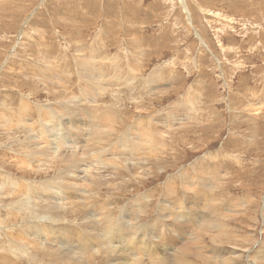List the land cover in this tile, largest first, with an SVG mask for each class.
Here are the masks:
<instances>
[{
	"label": "rangeland",
	"instance_id": "374dc122",
	"mask_svg": "<svg viewBox=\"0 0 264 264\" xmlns=\"http://www.w3.org/2000/svg\"><path fill=\"white\" fill-rule=\"evenodd\" d=\"M94 54L102 57L103 63L99 58L89 63L87 56L91 59ZM100 85L99 90L93 87ZM179 109L193 117L189 119ZM86 111L95 112L100 125L105 124L91 155L79 150L83 144L80 139L85 140L89 132V121L82 118ZM0 121V264H71L56 256L70 253L72 257L75 249L69 243L61 245L65 252H53V246L60 244L45 243L46 236L41 241L33 235L44 227L49 232V227L58 228V224L60 230L78 232L82 243L86 235L90 239L92 231L100 236V227L95 229L92 222L109 216L122 229L134 226L140 239L145 235L150 247L137 250L139 254L132 257L140 260L139 264L158 263L166 257L171 260L181 242L189 244L185 239L191 235L185 233L188 223L202 227L204 222L199 219L210 215V208L222 221L221 229L211 225L214 227L206 232L198 246L204 256L191 250L185 258L192 264H264V0H0ZM138 133L146 138L139 139L140 150L130 152L117 146L126 134L142 137ZM73 134L78 138L71 137ZM63 144L64 149L55 150ZM43 146L55 153L52 160H39L37 150ZM75 152L79 154L74 162L62 160ZM219 170L226 173L222 179L217 178V172L208 174ZM197 172L207 184L197 178ZM45 185L61 186L83 199H67L62 203L70 208L69 202H73L72 208L54 206L58 213L43 215L39 212L44 203L38 193L45 195ZM204 186L210 189L207 195ZM74 189L78 193L72 192ZM48 196V200L61 203L57 196ZM173 199L179 207L185 202L183 216L172 215L165 206ZM232 199L236 201L233 215L228 209ZM192 210L198 211L194 214ZM173 218L183 221L172 224ZM25 245L28 248L23 250ZM119 247L115 249H123ZM216 250L225 262L216 256ZM150 251L156 261H152ZM15 252L23 254L16 256ZM113 257L97 255L83 263L109 264ZM155 257L161 258L158 261Z\"/></svg>",
	"mask_w": 264,
	"mask_h": 264
},
{
	"label": "bare ground",
	"instance_id": "6f19581e",
	"mask_svg": "<svg viewBox=\"0 0 264 264\" xmlns=\"http://www.w3.org/2000/svg\"><path fill=\"white\" fill-rule=\"evenodd\" d=\"M187 12V11H186ZM188 13V12H187ZM190 18V17H189ZM198 36V35H197ZM202 43V42H201ZM89 57L90 56H87V59L89 60V63H91V61H93L92 59H97V58H99L98 60H103V58L102 57H98V56H95V54L91 57V59H89ZM111 57V56H110ZM85 58V57H84ZM112 58V57H111ZM87 60V61H88ZM46 61V60H45ZM84 61V60H83ZM45 63V62H44ZM102 63H103V61H102ZM60 64V63H59ZM93 64H95L94 62H93ZM92 64V65H93ZM84 65V64H83ZM65 66V65H64ZM47 67V66H46ZM52 67V66H51ZM133 67V66H132ZM41 68V67H40ZM98 68V67H97ZM99 69V68H98ZM60 70V69H59ZM63 70V69H62ZM83 70V69H82ZM105 70V69H104ZM130 70V69H129ZM81 72V71H80ZM57 73V72H56ZM59 73V72H58ZM82 73V72H81ZM80 73V74H81ZM116 73H118L117 71H116ZM69 74V73H68ZM79 74V75H80ZM85 74H87V72H85ZM89 74V73H88ZM78 75V76H79ZM52 76V75H51ZM80 76H82V75H80ZM89 76V75H88ZM93 76V75H92ZM95 76V75H94ZM106 76V75H105ZM110 76H112V75H110ZM56 77H58V74H57V76ZM83 77V76H82ZM102 76H100V78H101ZM53 77H50V79H52ZM61 78H63V76L61 77ZM61 78H59V81H60V79ZM65 78V77H64ZM63 78V79H64ZM84 78V77H83ZM47 79V78H46ZM49 79V80H50ZM48 80V81H49ZM65 80V79H64ZM73 80V79H72ZM88 80V79H87ZM65 81H67V80H65ZM58 82V81H57ZM61 82H63V81H61ZM61 82H59L60 84H61ZM90 82V81H89ZM48 83V82H47ZM50 83H51V80H50ZM55 83V82H54ZM68 83V82H67ZM85 83V82H84ZM91 83V82H90ZM88 84V83H87ZM120 84V83H119ZM55 85V84H54ZM62 85H65V84H62ZM89 85H91V84H89ZM92 86V85H91ZM107 86V85H106ZM134 86H136V85H134ZM67 87V86H66ZM88 87V86H87ZM94 87V89H97V90H99V89H101V87H102V85H100V86H93ZM57 88V87H56ZM81 89H82V87H80ZM69 89H71V88H69ZM84 89V88H83ZM138 89V88H137ZM65 90H67L68 91V89H65ZM73 90V89H72ZM58 91H60V90H58ZM79 92H80V90H78ZM89 91V90H88ZM51 92V91H50ZM66 92V91H65ZM86 92V91H85ZM84 93V92H83ZM87 93V92H86ZM65 94V93H64ZM70 94H72V93H70ZM74 94V93H73ZM80 94H81V92H80ZM79 94V95H80ZM90 94H92L93 95V92L92 93H90ZM79 95H78V97H79ZM83 95V94H82ZM65 96H66V94H65ZM64 96V97H65ZM68 96H70V95H68ZM74 96V95H73ZM83 96H85V95H83ZM64 97H62V98H64ZM75 97V96H74ZM82 97V96H81ZM80 97V98H81ZM112 97V96H111ZM66 98V97H65ZM72 98V97H71ZM114 98V97H113ZM78 100H79V98H77ZM81 99H83V97L81 98ZM91 99H92V97H91ZM61 100H63V99H61ZM20 101V100H19ZM65 101V100H64ZM68 101V100H67ZM81 101V100H80ZM82 101H84V100H82ZM87 101V100H86ZM63 102V101H62ZM71 102V101H70ZM67 103V102H66ZM74 103H75V101H74ZM78 103V102H77ZM80 103V102H79ZM86 103V102H85ZM84 104V103H83ZM63 105V104H62ZM70 105V104H69ZM69 105H68V107H69ZM75 105V104H74ZM78 105V104H77ZM65 106V105H64ZM79 106V105H78ZM87 106V105H86ZM90 106V105H89ZM94 106V105H93ZM66 107V106H65ZM92 107V106H91ZM172 107V106H171ZM180 107H183V106H180ZM17 109V108H16ZM194 109V108H193ZM79 110V109H78ZM167 110V109H166ZM170 110V109H169ZM180 110V109H179ZM179 110H177L178 112H179ZM28 111V110H27ZM97 111V110H96ZM165 111V110H164ZM12 112V111H11ZM11 112H9V113H11ZM20 112V111H19ZM70 112L72 113V111L70 110ZM87 112V111H86ZM167 112V111H166ZM169 112H171V111H169ZM169 112L167 113V114H169ZM180 112H186V111H184V110H180ZM194 112V111H193ZM163 113H165V112H163ZM187 113V115L189 116V119H191L192 117H190L191 115H192V113H190V112H186ZM162 114V113H161ZM176 114V113H175ZM175 114L172 112V113H170V115H174L175 116ZM5 115V114H4ZM18 115V114H17ZM22 115V114H21ZM65 115H67V114H65ZM82 115V113L80 114V116ZM94 115H95V112H94ZM93 115V113H90V112H87L86 114H85V117H83L82 116V118H85L86 119V121H89L87 124H88V126H89V132H88V135H86V137H85V140H82V139H80L81 141H82V146H81V148L79 149L80 150V152L83 154V155H86V154H89L90 152H91V149H93L92 148V146L94 145V143L97 141V140H99L100 139V137L102 136V133H104V129L105 128H103V127H105V126H103V124H101L100 125V123H102V122H98L97 120H96V115L94 116ZM101 115V114H100ZM18 116H20V114L18 115ZM24 116H26V113H25V115ZM61 116V115H60ZM76 116V115H75ZM77 116H79V114L77 115ZM101 116H103V114L101 115ZM129 116V115H128ZM164 116H166V115H164ZM21 117V116H20ZM51 117V116H50ZM161 117V116H160ZM167 117V116H166ZM173 117V116H172ZM10 118V117H9ZM22 118V117H21ZM20 118V119H21ZM24 118V117H23ZM28 118V117H27ZM49 118V117H48ZM53 118V117H52ZM75 117H73V119H74ZM102 118V117H101ZM153 118V117H152ZM159 118V117H158ZM81 119V118H80ZM98 119V118H97ZM161 119H163V118H161ZM160 119V120H161ZM167 119V118H166ZM166 119H163V121H166ZM182 119V118H181ZM186 119V118H185ZM4 120V119H3ZM23 119H21V121H22ZM50 120V119H49ZM68 120V119H67ZM71 120V119H70ZM99 120V119H98ZM102 120V119H101ZM159 120V119H158ZM170 120H171V118H170ZM179 120V119H178ZM16 121H17V119H16ZM24 121V120H23ZM69 121V120H68ZM76 121V120H75ZM82 121V120H81ZM86 121H84V122H86ZM103 121V120H102ZM106 121V120H105ZM104 121V122H105ZM163 121H160L161 123L163 122ZM168 121V120H167ZM172 121V120H171ZM177 121V120H176ZM1 122V121H0ZM5 122H8V121H5ZM10 122V121H9ZM31 122V121H30ZM45 122V121H44ZM76 122H79L78 120L76 121ZM113 122V121H112ZM120 122V121H119ZM137 122H138V120H137ZM157 122H159V121H157ZM170 122V121H169ZM173 122H175V121H173ZM179 122V121H178ZM188 122V121H187ZM56 123V122H55ZM70 123V122H69ZM10 124V123H9ZM36 124V123H35ZM34 124V125H35ZM45 124V123H44ZM48 124H49V122H48ZM51 124H52V122L49 124L50 126H51ZM152 124V123H151ZM166 124V123H165ZM169 124H171V123H169ZM176 124V123H175ZM174 124V125H175ZM5 125H6V123H5ZM14 125V124H13ZM38 125V124H37ZM47 125V124H46ZM55 125V124H54ZM62 125V124H61ZM68 125V124H67ZM77 125V124H76ZM83 125V124H82ZM81 125V126H82ZM105 125V124H104ZM159 125V124H158ZM161 125V124H160ZM172 125H173V123H172ZM177 125V124H176ZM7 126V125H6ZM48 126V125H47ZM69 126V125H68ZM78 126V125H77ZM114 126H115V124L113 125V128H114ZM119 126V125H118ZM162 126V125H161ZM168 127L170 126V125H167ZM14 127V126H13ZM56 127V126H55ZM78 127H80V126H78ZM136 127V126H135ZM157 127V126H156ZM163 127H165V129L167 128L166 126H163ZM58 128V127H57ZM60 128H63V127H60ZM67 128V127H66ZM85 128H87V127H85ZM84 128V129H85ZM30 129V128H29ZM32 129V128H31ZM52 129H53V127H52ZM51 129V130H52ZM59 129V128H58ZM109 129H111V128H109ZM109 129L107 130V132L109 131ZM118 129V128H117ZM116 129V130H117ZM121 129H123V127L121 128ZM148 129V128H147ZM146 129V130H147ZM163 130H164V128H162ZM169 129H170V127H169ZM54 130H56V129H54ZM53 130V131H54ZM70 130V129H69ZM75 130H76V128H75ZM82 130V129H81ZM87 130V129H86ZM137 130H138V132H140L139 130L140 129H136V133H137ZM142 130V129H141ZM144 130V129H143ZM150 130V129H149ZM158 130V129H157ZM168 130V129H167ZM170 130H172V129H170ZM39 131V130H38ZM60 131V130H59ZM85 131V130H84ZM113 131V130H112ZM114 131H115V129H114ZM118 131H120V130H118ZM134 131V130H133ZM132 131V132H133ZM148 131V130H147ZM151 131V130H150ZM159 131V130H158ZM161 131V130H160ZM54 132H56L57 133V131H54ZM66 132V131H65ZM79 132V131H78ZM131 132V131H130ZM132 132H131V134H132ZM144 132V131H143ZM63 133V132H62ZM68 133V132H67ZM74 133H76L75 131H74ZM113 133V132H112ZM120 133V132H119ZM134 133V132H133ZM44 134V133H43ZM45 134L46 135H49V134H51L49 131L48 132H46L45 131ZM70 134V133H69ZM69 134H68V136H69ZM76 134H80V133H76ZM84 134V133H83ZM82 134V135H83ZM87 134V133H86ZM110 134V133H109ZM130 134V135H131ZM135 134V133H134ZM153 134V133H152ZM158 134V133H157ZM164 134V133H163ZM80 136V138L81 137H83V136ZM130 135H128V134H126L124 137H123V139H121L119 142L118 141H116V142H118V144H117V146L118 147H122V148H124L125 150H128V151H130V152H134V151H138V150H140V148H139V145H140V138L142 139V140H146V138L144 137V136H142V135H140L139 133H138V135H140V136H142V137H137V136H135V137H133L132 135V137L131 138H129V136ZM144 135V134H143ZM168 135V134H167ZM85 136V135H84ZM105 136V135H104ZM164 136H166V135H164ZM171 136V135H170ZM45 137V136H44ZM64 137H66V136H64ZM71 137H73V138H78V135H72ZM110 137V136H109ZM160 137H161V133H160ZM107 138V137H106ZM111 138V137H110ZM29 139V138H28ZM35 139V138H34ZM42 139V138H41ZM72 139V138H71ZM70 139V140H71ZM108 139V138H107ZM136 139H138V141H136ZM155 139H156V137H155ZM164 139V138H163ZM168 139V138H167ZM61 140V139H60ZM69 140V139H68ZM67 140V141H68ZM152 140V139H151ZM52 141V140H51ZM58 141V140H57ZM149 141V140H148ZM159 141V140H158ZM48 142H49V140H48ZM54 142V141H53ZM72 143H73V140L71 141ZM70 142V143H71ZM101 142V141H100ZM164 142V141H163ZM50 143H52V142H50ZM69 143V144H70ZM71 143V144H72ZM76 143V142H75ZM141 143H143V142H141ZM145 143H147V142H145ZM145 143H143V144H145ZM149 143H150V141H149ZM154 143V142H153ZM167 143V142H166ZM55 144V143H54ZM68 144V143H67ZM98 144V143H97ZM102 144V143H101ZM104 145H105V143H103ZM116 144V143H115ZM66 144H63L62 146L63 147H60L59 145H56V148H55V150H58V148L60 149V148H62V149H64ZM76 145V144H75ZM153 145V144H152ZM155 145V144H154ZM159 145H160V143H159ZM158 144H157V146H159ZM48 146H50V145H48ZM74 146V145H73ZM98 146H100V145H98ZM149 146V145H148ZM2 147V146H1ZM68 147V146H67ZM72 147V146H71ZM151 147V146H150ZM153 147V146H152ZM160 147V146H159ZM50 148V147H49ZM48 147L47 148H45L44 146H43V148L41 147V149H39V150H37V154H38V156H39V160L41 159V160H45V161H48V160H52V158L50 159V157L51 156H53V154H55V153H51V149H49ZM53 148V147H52ZM145 148V147H144ZM100 149V148H99ZM116 149H118V148H116ZM124 149H122V150H124ZM147 149V148H146ZM149 149V148H148ZM49 150H51V151H49ZM89 152H88V151ZM112 150V149H111ZM124 150V151H125ZM127 151V152H128ZM15 152V151H14ZM66 152V151H65ZM97 152V151H96ZM102 152V151H101ZM29 153V152H28ZM64 153V152H63ZM93 153V152H92ZM103 153H105V152H103ZM116 153H117V151H116ZM124 153V152H123ZM68 154V153H67ZM76 154H79V153H77V152H75V153H70V154H68L67 156H65L62 160L64 161V162H66L67 164H69V163H72V162H74L75 161V159H76ZM98 154V153H97ZM107 154V153H106ZM127 154V153H126ZM34 155V154H33ZM33 155H32V157H33ZM90 155H91V153H90ZM101 155V154H100ZM140 155V154H139ZM58 156V155H57ZM79 156V155H78ZM120 156V155H119ZM123 156V155H122ZM42 157V158H41ZM53 157H55V156H53ZM92 157V156H91ZM125 157V156H124ZM96 158H98V157H96ZM95 158V159H96ZM123 158V157H122ZM130 158V157H129ZM91 159V158H90ZM93 160L92 161H94V158H92ZM110 159V158H109ZM26 160V159H25ZM40 160V161H41ZM107 160V159H106ZM126 160V159H125ZM61 161V160H60ZM91 161V162H92ZM123 161V160H122ZM22 162V161H21ZM59 162V161H58ZM98 162V161H97ZM100 162V161H99ZM108 163H109V161H107ZM126 162V161H125ZM216 162H218V161H216ZM24 164H25V162H23ZM61 163V162H60ZM79 163V162H78ZM96 163V162H95ZM113 163V162H112ZM123 164H124V162H122ZM121 163V164H122ZM136 163V162H135ZM220 163V162H219ZM83 164V163H82ZM88 164H90V163H88ZM97 164V163H96ZM127 164V163H126ZM59 165V164H58ZM92 165V164H91ZM105 165V164H104ZM107 165H109V164H107ZM112 165V164H111ZM115 165V164H114ZM206 165H209V164H206ZM222 165V164H221ZM211 166V165H210ZM61 167H64V166H61ZM66 167V166H65ZM68 167V166H67ZM70 167V166H69ZM85 167V166H84ZM98 167V166H97ZM105 167V166H104ZM115 167V166H114ZM138 167V166H137ZM49 168H51V167H49ZM88 168V167H87ZM207 168V167H206ZM88 169H90V167L88 168ZM109 169V168H108ZM115 169V168H114ZM234 169V168H233ZM241 169V168H240ZM64 170V169H63ZM63 170H60V172L61 171H63ZM84 170V169H83ZM86 170V169H85ZM203 170V169H202ZM201 170V171H202ZM214 170H216V169H214ZM226 170V169H225ZM224 171V170H223ZM239 170H237L236 172H238ZM242 171H243V169H242ZM64 172V171H63ZM70 172V171H69ZM81 172H84V171H81ZM86 172V171H85ZM218 173V175H217V178L219 177V179H222V176H225V174L226 173H221V170H219V171H211V173H208V174H217ZM232 172V171H231ZM233 172H235V171H233ZM246 172V171H245ZM245 172H242V173H245ZM58 173H59V171H58ZM76 174V173H75ZM110 174V173H109ZM197 174L199 175V177H197L198 179L200 178L202 181H203V179L204 178H202V175L201 174H199L198 172H197ZM240 174V173H239ZM59 175V174H58ZM61 175H63V174H61ZM83 175V174H82ZM111 175V174H110ZM195 175V174H194ZM234 175V174H233ZM247 175V174H246ZM45 176V175H44ZM74 176V175H73ZM76 176V175H75ZM86 176V175H85ZM115 176V175H114ZM185 176V175H184ZM206 176V175H205ZM227 176H228V174H227ZM243 176V175H242ZM8 177V176H7ZM59 177V176H58ZM83 177V176H82ZM204 177V176H203ZM207 177V176H206ZM208 177H210V176H208ZM214 177V176H213ZM221 177V178H220ZM229 177H230V174H229ZM216 178V179H217ZM224 178V177H223ZM232 178V177H231ZM234 178V177H233ZM243 178H245V177H243ZM64 179V178H63ZM67 179H69V178H67ZM78 179H80V178H78ZM108 179V178H107ZM110 179V178H109ZM115 179H116V177H115ZM185 179V178H184ZM189 179H191V178H189ZM228 178H225V180H227ZM241 179V178H240ZM246 179V178H245ZM65 180V179H64ZM114 180V179H113ZM186 180H187V177H186ZM211 180V179H210ZM214 180V179H213ZM67 181H70V180H67ZM93 181V180H92ZM95 181V180H94ZM107 181V180H106ZM205 181V180H204ZM203 181V182H204ZM209 181V180H208ZM215 181V180H214ZM238 181H240V180H238ZM246 181H247V179H246ZM22 182V181H21ZM98 182V181H97ZM183 182V181H182ZM190 182V181H189ZM196 182V181H195ZM242 182V181H241ZM244 182V181H243ZM74 184H76V182H73ZM83 183V182H82ZM99 183V182H98ZM110 183V182H109ZM205 183H206V181H205ZM210 183V182H209ZM217 183V182H216ZM88 184V183H87ZM185 184H187V183H185ZM200 184V183H199ZM207 184V183H206ZM213 184H214V182H213ZM220 184V183H219ZM225 184V183H224ZM227 184V183H226ZM240 184V183H239ZM2 185H4V184H2ZM84 185V184H83ZM217 185V184H216ZM228 185V184H227ZM27 186V185H26ZM46 187H43L42 189H43V191H45L46 193H45V195H42V194H40V192L38 193L39 195H40V197H41V201L40 202H42V203H44V205H43V210H37L39 213H42L43 215H49V217H50V215H52V213H54V212H59V211H57V210H55V207L54 206H58V207H64V208H68V209H70V208H72V203L71 202H69L71 205H69L70 206V208L68 207V204L67 205H65V204H63L62 202L63 201H65V200H67V199H72V200H75V199H78L79 197H81V195L79 194H77V195H71V193H68L69 191H67V192H65V190L66 189H63V187L62 188H60L61 186H53V185H45ZM71 186V185H70ZM74 186V185H73ZM102 186V185H101ZM201 186V185H200ZM222 186V185H221ZM224 186V185H223ZM223 186H222V188H223ZM229 186V185H228ZM245 186V185H244ZM247 186V185H246ZM5 187V186H4ZM3 187V188H4ZM53 187H56V188H58L57 189V192H52L51 191V189H53ZM75 187V186H74ZM97 187V186H96ZM99 187V186H98ZM105 187V186H104ZM120 187V186H119ZM189 187V186H188ZM202 187H203V185H202ZM205 187V186H204ZM248 187V186H247ZM77 188V187H76ZM0 189H1V187H0ZM5 189H7L6 187H5ZM70 189V188H69ZM85 189H87V188H85ZM123 189H124V187H123ZM200 189H202L203 190V188H200ZM205 190V194L207 193V192H209V190L210 189H206V187L204 188ZM3 191H4V189H2ZM80 190V189H79ZM84 190V189H83ZM99 190V189H98ZM221 190V189H220ZM219 190V191H220ZM222 190H224V189H222ZM9 191V190H8ZM176 191V190H175ZM200 191V193L201 192H203V191H201V190H199ZM4 192H6V191H4ZM72 192H74V193H78V189L76 190V189H74V191H72ZM84 192V191H83ZM85 192H86V190H85ZM84 192V193H85ZM3 193V192H2ZM8 193V192H7ZM10 193V192H9ZM83 193V194H84ZM210 193V192H209ZM208 193V194H209ZM6 194V193H5ZM11 194H12V192H11ZM82 194V193H81ZM86 194V193H85ZM212 194V193H211ZM210 194V195H211ZM217 194V193H216ZM219 194V193H218ZM48 195H52V197H54V196H57L58 198L57 199H60L59 201H61V203H55V202H53L52 201V199H50V200H48L49 199V196ZM203 195V194H202ZM207 195V194H206ZM206 195H204V196H206ZM83 196V195H82ZM90 196V195H89ZM96 196H98V195H96ZM166 196V195H165ZM165 196H164V198H165ZM200 196V195H199ZM70 197H73V198H70ZM92 197H93V195H92ZM160 197V196H159ZM239 197V196H238ZM27 198V197H26ZM82 198V197H81ZM94 198V200L96 199L95 197H93ZM195 198V197H194ZM204 198H206V197H204ZM211 198V197H210ZM212 198H213V196H212ZM210 199V201L211 200H213V199ZM242 198V197H241ZM241 198H239V199H241ZM248 198V197H247ZM251 198V197H250ZM249 198V199H250ZM83 199V198H82ZM235 199V198H234ZM238 199V198H237ZM236 199V200H237ZM244 199V198H243ZM84 200H86V198H84ZM199 200H200V198H199ZM203 200H205V199H203ZM233 200V199H232ZM255 200V199H254ZM253 200V201H254ZM39 201V200H38ZM58 201V200H57ZM58 201V202H59ZM96 201H97V199H96ZM165 201V200H164ZM197 201V200H196ZM206 201V200H205ZM207 201H208V197H207ZM234 201V200H233ZM240 201V200H239ZM238 201V202H239ZM250 201V200H249ZM252 200H251V203L253 202ZM256 201V200H255ZM21 202V201H20ZM36 202V201H35ZM79 202V201H78ZM84 202V201H83ZM86 202V201H85ZM173 202V203H172ZM189 202V201H188ZM200 202V201H199ZM65 203V202H64ZM77 203V202H76ZM87 203V202H86ZM94 203V202H93ZM185 203V202H184ZM184 203L182 202V207H184V208H182V207H179L178 206V201H177V199H173V201L171 200V202H168V203H165V206H169L168 208H170L171 210V214L172 215H175V216H177L178 214H180L181 216H183L182 215V213L184 212V210H186V208H185V205H184ZM192 203V202H191ZM204 202H202V204H203ZM210 203V202H209ZM211 203H214V202H211ZM210 203V204H211ZM242 203V202H241ZM249 203V202H248ZM247 203V204H248ZM28 204V203H27ZM40 204V203H39ZM85 204V203H84ZM95 204V203H94ZM188 204H190V203H188ZM207 204V203H206ZM216 204V202L214 203V204H212L211 206H214ZM229 204H230V202H229ZM239 204V203H238ZM15 205V204H14ZM24 205V204H23ZM93 205V204H92ZM163 205V204H162ZM232 207L231 206H229V211H230V214L231 215H233V214H235L234 212H232V209H234L235 207H236V201H234V202H232ZM249 205V204H248ZM252 205H253V203H252ZM251 205V206H252ZM256 205V204H255ZM20 206V205H19ZM27 206V205H26ZM25 206V207H26ZM29 206V205H28ZM74 206H76V204H74ZM78 206V205H77ZM94 206V205H93ZM105 206V205H104ZM190 206V205H189ZM188 206V208L189 209H191V207H189ZM216 206H218V205H216ZM250 206V205H249ZM248 206V207H249ZM263 206H264V204H263ZM34 207V206H33ZM193 207V206H192ZM203 207H205L204 206V204H203ZM238 207V206H237ZM21 209L20 210H22L23 209V207H20ZM28 208V207H27ZM31 208V207H30ZM36 208H37V206H36ZM88 208H89V206H88ZM87 208V209H88ZM102 208H103V206H102ZM218 208V207H217ZM220 208V207H219ZM19 209V208H18ZM26 209V208H25ZM41 209V208H40ZM60 209V208H59ZM87 209H85V210H87ZM91 209V208H90ZM135 209V208H134ZM195 209V208H194ZM198 209V208H197ZM200 209V208H199ZM198 209V210H199ZM211 210H210V212L208 213V214H210V215H207V217L206 216H204V215H202L201 216V218L199 219V221L201 220L202 221V223L204 222V224H203V226L202 227H200L201 225H198V224H192V223H190V225H189V223H188V228L187 229H185L186 230V232L185 233H189V234H191V235H189L190 237H189V239H188V237H186L185 239H186V241H188L189 240V244L188 245H186V243L187 242H184V243H182L181 242V244H180V246H178L177 247V249L178 250H175V251H177V252H175V254L173 255V257H171L170 259L171 260H169L167 257L166 258H163V259H160V258H156L157 260L158 259H160V261L158 262V263H155L154 262V264H192V263H190L185 257H186V254H189V253H187V252H189V251H191V250H194V251H191V252H196V251H198L199 253H197V254H201V252H200V250L198 249V246H199V244H200V242L203 240V238L205 237V235L207 234L208 235V233H206V232H208L212 227H216V229L218 228V229H221V226H222V221L220 222L219 220H218V217H217V214L216 213H212L213 212V209L212 208H210ZM223 209V208H222ZM238 209H240L239 207H238ZM3 210V209H2ZM73 210H74V208H73ZM72 210V211H73ZM78 210V209H77ZM128 210V209H127ZM162 210V209H161ZM167 210V209H166ZM174 210H177L176 212L174 211ZM198 210H196V211H198ZM203 210V209H202ZM220 210V209H219ZM235 210V209H234ZM249 210V209H248ZM251 210V209H250ZM253 210V209H252ZM251 210V211H252ZM24 211V210H23ZM35 211V210H34ZM60 211H62L63 212V210H60ZM76 211V210H75ZM82 211V210H81ZM84 211V210H83ZM82 211V212H83ZM88 211V210H87ZM103 211V210H102ZM193 211V210H192ZM195 211V212H196ZM223 211V210H222ZM18 212V211H17ZM36 212V211H35ZM78 212V211H77ZM90 212V211H89ZM128 212H130V211H128ZM136 212H137V210H136ZM188 212V211H187ZM194 212V211H193ZM192 212V213H193ZM194 212V214H196ZM238 212V211H237ZM248 212H250V211H248ZM91 213V212H90ZM165 213V212H164ZM169 213V212H168ZM167 213V215H166V217H168V215L170 214H168ZM190 213V212H189ZM220 213H222L221 211H220ZM227 213V212H226ZM242 213V212H241ZM244 213H246V212H244ZM125 214H126V212H125ZM131 214V213H130ZM136 213H135V211L133 210V212H132V215L130 216V220H132V225H133V223L135 222V219H134V216L133 215H135ZM137 214H138V212H137ZM200 214V213H199ZM229 214V213H228ZM262 214H263V217H264V210L262 211ZM34 215V214H33ZM65 215V214H64ZM139 215V214H138ZM141 215V214H140ZM226 215V214H225ZM225 215H223V216H225ZM9 216V215H8ZM80 216V215H79ZM174 216V217H175ZM186 216H187V214H186ZM193 216V215H192ZM32 217V216H31ZM35 217V216H34ZM36 217H38V216H36ZM35 217V218H36ZM48 217V218H49ZM61 217V216H60ZM139 217V216H138ZM163 217V216H162ZM165 216H164V218H166ZM170 217V216H169ZM173 217V216H172ZM178 217H179V215H178ZM229 217H232V216H229ZM79 218V217H78ZM88 218H90L91 220H93L92 219V217H88ZM161 218V217H160ZM194 218H195V216H194ZM197 218V217H196ZM15 219V218H14ZM33 219V218H32ZM37 219V218H36ZM35 219V220H36ZM61 219V218H60ZM62 219H63V217H62ZM89 219V220H90ZM115 219V218H114ZM117 219V218H116ZM162 219V218H161ZM169 219V218H168ZM219 219H221V218H219ZM244 219H246V217H244ZM249 219V218H248ZM253 219V218H252ZM1 220V219H0ZM30 220V219H29ZM46 220V219H45ZM136 220H138V219H136ZM170 220V219H169ZM185 220H186V218H185ZM185 220H184V223H185ZM238 220V219H237ZM250 220V219H249ZM31 221V220H30ZM37 221V220H36ZM57 221V220H56ZM63 221V220H62ZM66 221V220H65ZM73 221V220H72ZM125 221V220H124ZM179 221H183V218H182V220H179ZM178 221V219L177 218H173V223L172 224H176V223H178L179 222ZM187 221V220H186ZM189 221V220H188ZM198 221V222H199ZM2 222V221H1ZM39 222V221H38ZM52 222V221H51ZM59 222V221H58ZM100 221H94V222H92V223H94L96 226H94V228L95 227H100L99 229H100V231H101V235L100 236H98V235H96V233L94 232V231H92V233H91V237H90V239L89 238H87V235H86V238H85V240L83 239V241H82V243H80V238H78L76 235H78L77 233H75V231H70L69 230V228L67 229V231L66 230H60L59 228V225L58 224H56L55 226H58V228H56V227H53V226H51V227H49L48 228V230H51V231H49V232H46L45 230L47 229L46 227H44L43 229H42V231L40 230L39 231V234H38V232L37 233H35L34 234V231L33 232H31L32 234H34L33 236L34 237H41L40 238V240L42 241V239H43V236H46L47 237V239L46 240H44V242L46 243H48V242H50V241H52V243H54V244H60L59 246H53V247H55V249L53 250V252H55V251H57V252H65L64 251V249H63V247L61 246L62 244H64V243H69V245L71 246V247H73L74 249H75V251L73 250V254H75V252H77V255H76V257H74L75 258V260H72L71 258L73 257V254H72V257H71V255H70V253H64V254H62V256L61 255H57L56 254V256H57V258H58V260L59 261H63L64 263H67V262H71V264H85V263H83L84 262V260H89V259H94L95 260V258L97 257V255H102V256H111L112 254L115 256V257H113L111 260H112V262L111 263H109V264H114V261H118L119 263H122V264H139V263H141L140 262V260L138 261V260H136L135 259V257L134 258H132L134 255L135 256H137L139 253V251L137 252V250H143V248H146V247H150V245H149V243H147L148 241H145L143 238L145 237V235H144V237L143 238H139V235L140 234H138V235H136L135 234V231H134V229H135V227L134 226H131L129 229L125 226V228H121L120 226H119V224H115V221L113 222V220H112V218L109 216V218L107 219V220H105V221H101L100 223H99ZM110 224H109V223ZM126 222V221H125ZM130 222V221H129ZM137 222V221H136ZM159 222H160V219H159ZM162 222V221H161ZM225 222V221H224ZM229 222V221H228ZM232 222V221H231ZM235 222V221H234ZM239 222V221H238ZM251 222V221H250ZM257 222V221H256ZM83 223V222H82ZM85 223V222H84ZM88 223V222H87ZM90 223V225H91V221L89 222ZM98 223V224H97ZM117 223V222H116ZM141 223V222H140ZM150 223V222H149ZM39 224V223H38ZM42 224V223H41ZM79 224V223H78ZM125 224V223H124ZM192 224V225H191ZM200 224V223H199ZM208 224H210V226L211 225H214V226H211V227H208ZM47 225V224H46ZM73 225V224H72ZM115 225V226H114ZM126 225V224H125ZM136 225V224H135ZM159 225H161V224H159ZM166 225V224H165ZM181 225H185V224H181ZM180 225V226H181ZM195 225V226H194ZM223 225H226V224H223ZM147 226H149V224L147 225ZM178 226V225H177ZM186 226H187V224H186ZM229 226V225H228ZM43 227V226H42ZM62 227V226H61ZM150 227V226H149ZM173 227H175V226H173ZM182 227V226H181ZM225 227V226H224ZM223 227V228H224ZM80 228H82V227H80ZM138 228V227H137ZM166 228V227H165ZM168 228V227H167ZM166 228V229H167ZM177 228V227H176ZM184 228V227H183ZM186 228V227H185ZM230 228V227H229ZM66 229V228H65ZM70 229H71V227H70ZM95 229H97V228H95ZM169 229V228H168ZM209 229V230H208ZM227 228H225V230H226ZM231 229V228H230ZM29 230V229H28ZM30 230H32V229H30ZM76 230H77V226H76ZM79 230V229H78ZM172 229H170V231H171ZM183 229L181 228V231H182ZM184 230V231H185ZM229 230V229H228ZM232 230V229H231ZM4 231V230H3ZM168 231V230H167ZM172 231H174V229L172 230ZM219 231V230H218ZM66 232H67V234H66ZM81 232V231H80ZM139 232V231H138ZM150 232V231H149ZM183 232V231H182ZM210 232V231H209ZM228 232V231H227ZM230 232V231H229ZM83 233V232H82ZM85 233V232H84ZM100 233V232H99ZM141 233V232H140ZM152 233V232H151ZM150 233V234H151ZM171 233V232H170ZM176 233V232H175ZM181 233V232H180ZM184 233V232H183ZM182 233V234H183ZM223 233H224V231H223ZM80 234V233H79ZM211 234V233H210ZM66 235H68V237L66 236ZM147 235H148V233H147ZM165 235H169V234H166L165 233ZM174 235H176V234H173L172 236H174ZM178 235V234H177ZM85 236V235H84ZM152 236V235H151ZM150 236V237H151ZM158 236V235H157ZM169 236H171V235H169ZM168 236V237H169ZM185 236H187L186 234H185ZM19 237H21L20 235H19ZM33 237V238H34ZM45 237V238H46ZM83 237V236H82ZM161 237V236H160ZM178 237V236H177ZM32 238V239H33ZM146 238V237H145ZM154 238H156L155 237V235H154ZM170 238V237H169ZM179 238V237H178ZM183 239V238H182ZM35 240V239H34ZM70 240H72V241H70ZM74 240H75V242H74ZM164 240H165V238H164ZM174 240V239H173ZM175 240H177L178 241V239L177 238H175ZM30 241H32V240H30ZM153 241V240H152ZM158 241V240H157ZM166 241V240H165ZM182 241H184V239L182 240ZM21 242V241H20ZM27 242V241H26ZM160 242V241H159ZM169 242V241H168ZM170 242H171V240H170ZM216 242V241H215ZM222 242V241H221ZM33 243V242H32ZM35 243V242H34ZM113 243H115L114 245L115 246H112V244ZM174 243V242H173ZM219 243V242H218ZM37 244V243H36ZM41 244V243H40ZM44 244V243H43ZM104 244H109V246H102V245H104ZM151 244V243H150ZM203 244L204 243H202V246H203ZM219 244H221V243H219ZM250 244V243H249ZM34 245V244H33ZM46 245V244H45ZM48 245V244H47ZM119 245L121 246V247H123V249L121 250V249H115V248H120L119 247ZM152 245V244H151ZM43 245H41V247H42ZM252 246V245H251ZM40 247V246H39ZM43 247H46V246H43ZM168 247V246H167ZM28 247L25 245L24 246V249L23 250H25V249H27ZM124 248H126V250H124ZM165 248V247H164ZM210 248H212V247H210ZM33 249V248H32ZM31 248L29 249V250H32ZM34 249H36L35 248V246H34ZM93 249V250H92ZM150 249V248H149ZM166 249V248H165ZM208 249V248H207ZM220 249V248H219ZM152 250V249H151ZM210 250V249H209ZM259 250V249H258ZM22 251V250H21ZM47 251V250H46ZM119 251L120 252H122L123 254H118L119 253ZM127 251V252H126ZM164 251V250H163ZM166 251V250H165ZM170 251V250H169ZM174 251V250H173ZM179 251V252H178ZM205 251V250H204ZM203 251V252H204ZM217 252H215L214 251V253L216 254V256L218 257V256H220L222 259H221V261H224L225 262V260H224V256L223 255H221V252H220V250L218 251V250H216ZM30 252V251H29ZM35 252V251H34ZM48 252H49V250H48ZM171 252V251H170ZM258 252V251H257ZM260 252V251H259ZM264 252V251H263ZM20 253H22L23 254V252H15V255L16 254H20ZM31 253V252H30ZM151 253H153V251H150V254L149 255H151V257H152V255L154 254H151ZM204 253H206V252H204ZM210 253V252H209ZM260 253H262V252H260ZM128 254H132V256H131V260L130 259H128L127 258V260L125 261L124 260V258L126 257V255H128ZM147 254V255H148ZM159 254H161V253H159ZM163 254H166V253H163ZM203 254V253H202ZM201 254V256H204V255H202ZM214 254V255H215ZM13 255V254H12ZM29 255V254H28ZM86 255H87V257H86ZM143 255H146V253L145 254H143ZM167 255V254H166ZM263 255H264V253H263ZM17 256V255H16ZM22 256V255H21ZM142 256V255H141ZM171 256V255H170ZM206 256V255H205ZM208 256V255H207ZM206 256V257H207ZM260 256V255H259ZM259 256H257V257H259ZM52 257V256H51ZM154 257V256H153ZM153 257H152V261L153 260H155V259H153ZM157 257H159V256H157ZM164 257V256H163ZM216 257V258H217ZM66 258V259H65ZM102 258V257H101ZM136 258H138V257H136ZM142 258H143V256H142ZM141 258V259H142ZM208 258H210V257H207V259ZM50 259V258H49ZM105 259H106V257H105ZM122 259V261H120ZM146 259V258H145ZM149 259H151V258H149ZM257 259V258H256ZM14 260V259H13ZM107 260V259H106ZM248 260V259H247ZM259 260V259H258ZM4 261V260H3ZM6 261V260H5ZM98 261V260H97ZM143 261V260H142ZM149 261V260H148ZM156 261V260H155ZM216 261V260H215ZM2 262V261H1ZM151 262V261H150ZM189 262V263H188ZM223 262V263H224ZM57 264H58V262H56ZM144 263V262H143ZM142 263V264H143ZM61 264V263H60ZM150 264V263H149ZM151 264H152V262H151ZM254 264V263H253Z\"/></svg>",
	"mask_w": 264,
	"mask_h": 264
}]
</instances>
